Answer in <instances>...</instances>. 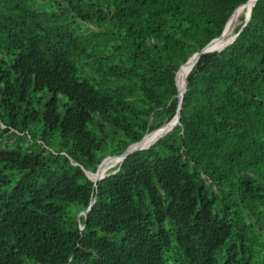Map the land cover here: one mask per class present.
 <instances>
[{"label":"trees","instance_id":"16d2710c","mask_svg":"<svg viewBox=\"0 0 264 264\" xmlns=\"http://www.w3.org/2000/svg\"><path fill=\"white\" fill-rule=\"evenodd\" d=\"M247 1L0 0V264H264V0L88 174Z\"/></svg>","mask_w":264,"mask_h":264},{"label":"water","instance_id":"95a60500","mask_svg":"<svg viewBox=\"0 0 264 264\" xmlns=\"http://www.w3.org/2000/svg\"><path fill=\"white\" fill-rule=\"evenodd\" d=\"M248 2H249V0H248L246 3H244L241 7L237 8V9L235 10V12L232 14L230 20L233 18V16H234L237 12H239L240 10H242L243 7H245V6L247 5ZM252 11H253V8H252ZM251 15H252V12H251V14H250L249 17H246V18H245L243 25H242L241 28L235 33V35H234V37H233V39H232L231 42H229L228 44H226V45L223 46L222 48H212L211 45L213 44V42H214L215 40H217L218 38H220V36L223 34V32L225 31L227 25H228L229 22H230V20H229V22H228L227 25L225 26V28H224L223 32L221 33V35L218 36V37H216V38H214L213 40H211V41H210L205 47H203L200 51H197V52H195L194 54H192V55L189 57V59H188L183 65L180 66V68H179L178 71H177V74H178V72H179V71H180L185 65H187V64H188L190 61H192L193 59H196V58L199 59L201 55H203V54H205V53H208V52H211V51H215V50L220 51V50L224 49L226 46H228L229 44H231L232 42H234V41L236 40V38L238 37V35L241 33V31L244 29V27H245V26L247 25V23L249 22V20H250V18H251ZM189 73H190V72H189ZM177 74H176V81H177ZM185 90H186V80H185V84H184V88H183L182 92H180V90H179V107H178L177 113L175 114V116H174V117H173L168 123H166L165 125H163V126L157 128V129H155V130H158V129L163 128L162 130L166 131V132L164 133V135H165L167 132L171 131V130H172L177 124H180V123H181V111H180V110H181V107H182L183 97H184ZM173 120H174V123L172 124L171 122H172ZM152 131H154V130H152ZM146 135H147V133H146V134L142 137V139H140L139 141H136V142L131 143L123 153H121V154H119V155H109V156H106V157L102 160V162L99 164V166L97 167V170H96V171H90L91 174L88 172V174L90 175V177H92V178L95 180V182H98V181H100L101 179L105 178L106 176H108V175L110 174V172H108L107 174H105V175H103V176H101V174H99V169H100V167H101V164H102L106 159H108V158H110V157L118 156V157H123V160H124L129 154H131V153H133V152H136V151H138V150H142V149L149 148L150 146H152L156 141H155L153 144H151V145H149V146H147V147H143V146H141V147H134L135 145L139 144V143L145 138ZM164 135H162V136H164ZM162 136H161V137H162ZM123 160H122L120 163H122ZM112 172H113V171H112ZM94 203H95V199L93 200V202L91 203V205L89 206V208H88L85 212L90 211ZM82 227H83V226H82Z\"/></svg>","mask_w":264,"mask_h":264},{"label":"bare ground","instance_id":"6f19581e","mask_svg":"<svg viewBox=\"0 0 264 264\" xmlns=\"http://www.w3.org/2000/svg\"><path fill=\"white\" fill-rule=\"evenodd\" d=\"M257 0H249V2L247 3V5L245 7H243L242 10H240L239 12H237L233 18L231 19V21L229 22V24L227 25L225 31L223 32V34L220 36V38H218L217 40H215L213 42V44L211 45L212 48H220L225 46L226 44H228L229 42L232 41L233 37L229 38L232 34H234L233 32H231L232 28L234 27V23L238 17L239 14L243 13L245 18L249 17L251 12H252V8L254 7V5L256 4ZM235 35V34H234ZM227 38H229L228 40H226ZM194 60V59H193ZM192 60V61H193ZM192 61H190L187 65H185L177 74V85L179 87L180 92H182L183 88H184V84H185V80L187 79V76L189 74V65L192 63ZM172 124L174 123V120L171 122ZM158 129V130H154V131H150L147 133V135L145 136V138L137 145H135L134 147H147L151 144H153L155 141H157L162 135H164V133L166 131ZM123 160V157H110L108 159H106L102 164L101 167L99 169V174H101V176L107 174L108 172L111 171V169H113V167H115L114 165L117 162H121ZM89 173L91 174V172L89 171Z\"/></svg>","mask_w":264,"mask_h":264},{"label":"rangeland","instance_id":"374dc122","mask_svg":"<svg viewBox=\"0 0 264 264\" xmlns=\"http://www.w3.org/2000/svg\"><path fill=\"white\" fill-rule=\"evenodd\" d=\"M244 14L243 13H241V14H239L238 15V17H237V19H236V21H235V23H234V27L232 28V30H231V32H233V33H236V30H237V27H238V25L242 22V16H243ZM197 58L196 59H194L193 61H192V63L189 65V68H191V66L195 63V62H197ZM120 162V161H119ZM118 163V162H117ZM116 163V164H117ZM116 164L114 165V166H116ZM114 168V167H113Z\"/></svg>","mask_w":264,"mask_h":264}]
</instances>
